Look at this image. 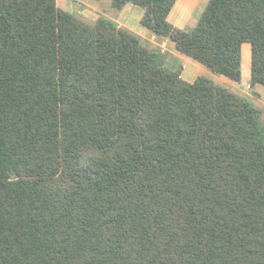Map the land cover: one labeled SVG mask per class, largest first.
I'll list each match as a JSON object with an SVG mask.
<instances>
[{
    "label": "trees",
    "instance_id": "trees-1",
    "mask_svg": "<svg viewBox=\"0 0 264 264\" xmlns=\"http://www.w3.org/2000/svg\"><path fill=\"white\" fill-rule=\"evenodd\" d=\"M98 1V0H95ZM112 0L178 54L264 88V0ZM57 0H0V264H264L262 111Z\"/></svg>",
    "mask_w": 264,
    "mask_h": 264
},
{
    "label": "rangeland",
    "instance_id": "rangeland-1",
    "mask_svg": "<svg viewBox=\"0 0 264 264\" xmlns=\"http://www.w3.org/2000/svg\"><path fill=\"white\" fill-rule=\"evenodd\" d=\"M209 2L210 0H178L171 13L170 23L180 30L192 32L198 25ZM57 7L90 25H95L100 18H106L112 21L119 29L138 37L149 49L159 52L165 64L164 67L173 72H180L182 78L186 80L183 77L181 62L176 61L174 64H166L167 61H164V55L172 57V54L175 53L169 41L151 37L149 31L142 27L141 21L144 16L142 8L128 4L123 9L118 10L113 7L111 0H57ZM191 62L197 67H200L204 73H199L198 77H190L189 80L191 82L186 80L187 82L194 83L199 77H206L217 85L249 100L262 111L261 124L264 132V88L260 86L249 88V67L246 68L244 65L242 68V70L244 69L242 81L235 83L223 76L210 72L194 61Z\"/></svg>",
    "mask_w": 264,
    "mask_h": 264
},
{
    "label": "crops",
    "instance_id": "crops-1",
    "mask_svg": "<svg viewBox=\"0 0 264 264\" xmlns=\"http://www.w3.org/2000/svg\"><path fill=\"white\" fill-rule=\"evenodd\" d=\"M142 10L144 11V14H145V10L144 9H142ZM170 16H171V14H170ZM170 16H169L168 20H170ZM149 34H151V37L156 38V36H154L151 32H149ZM159 39H164V38H159ZM166 41H167V39H166ZM169 44H171L175 53L172 54V57H167L166 55H164L165 57H163V58H164V61H167L166 64H170V63L174 64V62H176V61L181 62V66L183 69V77L189 82H191V80H189L190 77H194V76L198 77L199 73H201V74L204 73V71H202V69H200V67H197L196 65H194L191 61H189L188 58L183 59L185 57H183L177 53L174 43L169 41ZM244 65L246 66V68L249 67L248 81L250 83L251 82V46L249 44H245L242 48V68L244 67ZM242 71L244 74V69ZM193 79H196V78H193Z\"/></svg>",
    "mask_w": 264,
    "mask_h": 264
},
{
    "label": "built area",
    "instance_id": "built-area-1",
    "mask_svg": "<svg viewBox=\"0 0 264 264\" xmlns=\"http://www.w3.org/2000/svg\"><path fill=\"white\" fill-rule=\"evenodd\" d=\"M164 46H165V44H164ZM249 88H251V87L249 86Z\"/></svg>",
    "mask_w": 264,
    "mask_h": 264
}]
</instances>
